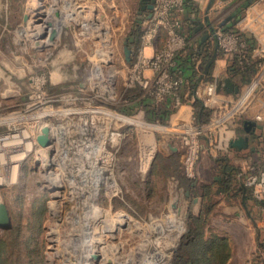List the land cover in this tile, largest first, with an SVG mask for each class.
Segmentation results:
<instances>
[{"label": "rangeland", "instance_id": "374dc122", "mask_svg": "<svg viewBox=\"0 0 264 264\" xmlns=\"http://www.w3.org/2000/svg\"><path fill=\"white\" fill-rule=\"evenodd\" d=\"M145 5L0 0V264H264V191L246 185L264 134L230 147L264 81L175 119L181 84L139 80L170 30Z\"/></svg>", "mask_w": 264, "mask_h": 264}, {"label": "crops", "instance_id": "0c3cea01", "mask_svg": "<svg viewBox=\"0 0 264 264\" xmlns=\"http://www.w3.org/2000/svg\"><path fill=\"white\" fill-rule=\"evenodd\" d=\"M141 9L143 16L149 15L146 7ZM178 20L186 31L182 32L185 44L175 60L182 78L179 91L181 106L173 114L175 119L187 122L189 117L194 116L200 120L205 107L206 87L210 83H215L216 95L225 98L236 94L250 82H256L255 85L261 87L264 81V68H259L260 61H264V0H186ZM218 29L239 34L245 43L246 56L240 52L222 53L215 37ZM157 38L158 41L150 45L152 52L159 50L167 33L164 35L161 32ZM220 77L228 78L238 91L217 90ZM254 113L248 121L252 122L250 132L245 131L243 126V134L247 135L250 146L256 143L255 137L264 134L263 103L257 111L262 116L260 121L253 122ZM237 138L238 134H234L230 142Z\"/></svg>", "mask_w": 264, "mask_h": 264}, {"label": "built area", "instance_id": "2783aa9c", "mask_svg": "<svg viewBox=\"0 0 264 264\" xmlns=\"http://www.w3.org/2000/svg\"><path fill=\"white\" fill-rule=\"evenodd\" d=\"M146 9L149 11V21H152L155 26H168V37L165 40L163 48L156 50L149 57H143L141 64L148 68L149 73L145 75L141 72L139 80H143V86H147L153 91L156 97L164 96V89L169 87L168 83L174 86L182 84V78L179 68L175 64V54L185 44V37L183 34L173 30V25L179 23L178 16L183 13L184 4L186 0H143ZM151 4V8L148 6ZM216 42L219 50L224 54L233 52H242L245 50V43L241 36L235 32L225 29H218L215 32ZM167 59V60H166ZM166 60V61H165ZM165 61V62H164ZM215 83H210L206 87V94L204 96L203 104L207 106V101L211 94H215ZM174 100V106L181 103L179 94ZM261 118V116H257ZM259 169V168H258ZM249 175L246 185H256V191H264V171L252 168L249 170ZM257 182V184H255Z\"/></svg>", "mask_w": 264, "mask_h": 264}, {"label": "water", "instance_id": "95a60500", "mask_svg": "<svg viewBox=\"0 0 264 264\" xmlns=\"http://www.w3.org/2000/svg\"><path fill=\"white\" fill-rule=\"evenodd\" d=\"M152 3V0H150ZM148 8H151V4L148 6ZM225 90L227 92H237L238 89L235 87L232 82L228 78L220 77V80L217 84V90ZM252 126V122L246 121L244 123V129L245 131L250 132V127ZM47 127H43L42 133L38 136V142L41 145H46L48 143L46 133H47ZM248 146V140L246 134H239L238 138L235 141L230 142V147H232L235 150H241ZM7 223V210L4 206V204L0 203V225H5Z\"/></svg>", "mask_w": 264, "mask_h": 264}, {"label": "bare ground", "instance_id": "6f19581e", "mask_svg": "<svg viewBox=\"0 0 264 264\" xmlns=\"http://www.w3.org/2000/svg\"><path fill=\"white\" fill-rule=\"evenodd\" d=\"M142 125L145 126L143 123H142ZM47 130H48V129H47ZM47 132H48V131H47ZM46 137H47V140H48V136H46ZM56 139H57V138H56ZM57 147H58V146H57ZM17 163H18V162H17ZM19 163H20V160H19ZM19 163H18V164H19Z\"/></svg>", "mask_w": 264, "mask_h": 264}]
</instances>
